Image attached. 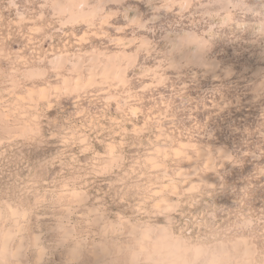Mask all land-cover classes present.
<instances>
[{"label":"rangeland","instance_id":"rangeland-1","mask_svg":"<svg viewBox=\"0 0 264 264\" xmlns=\"http://www.w3.org/2000/svg\"><path fill=\"white\" fill-rule=\"evenodd\" d=\"M185 32L207 53L172 55ZM169 206L186 238L247 218L264 247V0H0L10 264H128Z\"/></svg>","mask_w":264,"mask_h":264},{"label":"clouds","instance_id":"clouds-1","mask_svg":"<svg viewBox=\"0 0 264 264\" xmlns=\"http://www.w3.org/2000/svg\"><path fill=\"white\" fill-rule=\"evenodd\" d=\"M104 7L106 3H101L94 5L93 10L99 12ZM190 47L205 54L208 50L207 44L195 33L185 32L174 39L172 55L182 56ZM172 55L165 56L170 69L177 66ZM172 210L174 206L162 211L164 223L134 226L136 240L130 249L128 264H264V247L254 238L253 219L246 218L232 229H218L203 239H189L174 231L169 214ZM7 244V235L0 234V264H10Z\"/></svg>","mask_w":264,"mask_h":264},{"label":"bare ground","instance_id":"bare-ground-1","mask_svg":"<svg viewBox=\"0 0 264 264\" xmlns=\"http://www.w3.org/2000/svg\"><path fill=\"white\" fill-rule=\"evenodd\" d=\"M130 58H132L131 56H129ZM0 234H3L2 232L0 233ZM6 235H7V239H8V244H7V246H8V251H9V253L10 252H12V250H11V245L14 243V241H15V232L11 229L10 231H8L7 233H6ZM22 246V242H21V244H20V247ZM20 247H18L17 248V251L16 252H18L19 253V248ZM17 256V255H16Z\"/></svg>","mask_w":264,"mask_h":264}]
</instances>
